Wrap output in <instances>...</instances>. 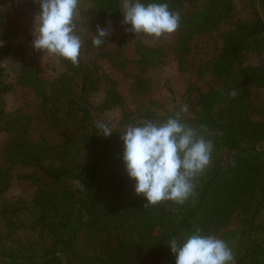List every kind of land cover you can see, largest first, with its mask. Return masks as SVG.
<instances>
[{
  "label": "trees",
  "instance_id": "obj_1",
  "mask_svg": "<svg viewBox=\"0 0 264 264\" xmlns=\"http://www.w3.org/2000/svg\"><path fill=\"white\" fill-rule=\"evenodd\" d=\"M24 1L34 17L38 3ZM247 1L241 16L235 0H160L181 16L173 58L182 70L189 61L197 64L194 74L207 85L198 88V109L181 118L204 127L213 141L212 162L183 205L145 207L124 170L119 134L125 127L166 120L180 107L148 98L127 107L109 70L128 82V92L146 95L152 83L144 74L165 66L167 51L163 43L140 39L130 49L123 0H79L77 65L49 55L43 63L26 45L0 42V264H175L168 240L196 228L235 241L236 264H264V60L245 63L249 55L264 54V0ZM13 5L0 0V41L17 35L8 14ZM114 23L112 38L94 47L97 26ZM223 24L229 28L221 30ZM212 45L211 54L201 51ZM9 58L18 60L13 75L3 66ZM17 93L36 97L45 127L63 132L59 141H49L21 106L8 109L6 96ZM115 110L113 134L97 135V122ZM14 167L23 168L18 178L35 187L29 200L5 195Z\"/></svg>",
  "mask_w": 264,
  "mask_h": 264
},
{
  "label": "clouds",
  "instance_id": "obj_2",
  "mask_svg": "<svg viewBox=\"0 0 264 264\" xmlns=\"http://www.w3.org/2000/svg\"><path fill=\"white\" fill-rule=\"evenodd\" d=\"M39 10L33 17L32 46L44 54L79 63L83 46L77 31L79 0H36ZM123 24L137 36L158 39L180 27L181 16L160 0H123ZM111 26H97L92 44L107 42ZM235 96L236 93L232 92ZM187 106L163 121L144 119L129 124L119 134L122 141V163L127 177L134 181V192L145 199V207L163 202L183 205L194 198L197 181L210 167L213 141L203 126L193 127L182 120ZM97 135L113 134L109 123L96 124ZM167 245L175 255V264H236L229 244L214 234L196 228L182 238H172Z\"/></svg>",
  "mask_w": 264,
  "mask_h": 264
},
{
  "label": "rangeland",
  "instance_id": "obj_3",
  "mask_svg": "<svg viewBox=\"0 0 264 264\" xmlns=\"http://www.w3.org/2000/svg\"><path fill=\"white\" fill-rule=\"evenodd\" d=\"M239 8V15L245 16L248 12V1L247 0H235ZM8 14L10 17V24L15 28L17 35L13 38L6 39L0 41L2 43H8L12 45H26V49L29 51V54L35 60L39 59L43 63L48 59V55L44 54L38 50H35L32 46L33 39V16L30 12V6L24 0H14V5L10 8ZM118 23H114L111 25V34L112 36L114 31L117 30ZM126 31L128 34V44L130 45V49L132 48V42L136 39L142 40L146 44H154L158 45L163 43L165 45L167 51V64L163 67L157 69L147 70L145 72V76L151 81L152 89L151 92L146 95H134L127 90V81L122 77L117 75L113 70H109V73L113 76H116L119 80V84L121 87V91L123 92L127 107L131 110L135 109L136 105L140 102H143L145 99H157L159 101H163L166 107L171 108L172 106H187V111L182 113L183 116H192L196 109H198V88H206V81L199 80L195 76V66H192V62L184 64L187 69H180L179 64L175 61L172 54V46L175 40V34H167L158 39H154L148 36H137L132 33L127 25ZM221 30L228 29L229 26L223 24ZM222 34L220 31L214 33V37L217 40L215 44L216 49L220 47V42L222 39ZM112 38V37H110ZM108 39L107 46L112 45V39ZM215 50L214 46H206L201 51H206L208 53H212ZM92 52H95L93 50ZM201 57V56H200ZM200 59V58H199ZM203 60V58H201ZM264 60L263 55H249L245 61L246 64H255L260 63ZM18 60L9 58L4 60L3 66L5 67L7 73L13 75L16 71V67L18 66ZM102 64L105 63L100 60ZM191 62V63H190ZM50 76L55 74V71H49ZM210 81L207 78V82ZM190 99L191 102H185L184 100ZM6 102L8 109L13 106H21L24 111L31 113L33 115V125L36 126L37 129H41L44 131L45 135L49 139V141L56 142L59 141L63 137L62 131H53L47 129L46 124L43 121V118L39 115L37 108V100L32 94L28 93H17L16 95H8L6 96ZM106 123H112V125L118 124L119 114L118 111L107 112L103 115ZM4 141V134H0V161H1V153L2 146ZM24 169L20 167L12 168V176L13 179L11 181L10 187L5 191V195L7 198H22L24 200L31 199L34 193V185L29 180H24L18 178L19 173H21ZM230 247L233 249V245L235 241H227Z\"/></svg>",
  "mask_w": 264,
  "mask_h": 264
}]
</instances>
